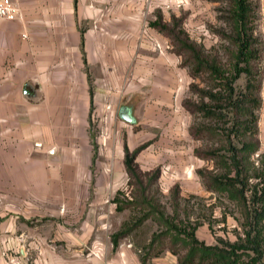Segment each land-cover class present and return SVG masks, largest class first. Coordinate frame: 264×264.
<instances>
[{"label":"crops","instance_id":"crops-1","mask_svg":"<svg viewBox=\"0 0 264 264\" xmlns=\"http://www.w3.org/2000/svg\"><path fill=\"white\" fill-rule=\"evenodd\" d=\"M19 5L20 18L0 17V264H101L80 251L101 245L96 213L128 180L125 136L131 150L151 140L141 164L167 156L170 183L191 174L192 78L150 24L161 0ZM131 246L105 264H142Z\"/></svg>","mask_w":264,"mask_h":264},{"label":"trees","instance_id":"trees-1","mask_svg":"<svg viewBox=\"0 0 264 264\" xmlns=\"http://www.w3.org/2000/svg\"><path fill=\"white\" fill-rule=\"evenodd\" d=\"M259 10V0H230L223 11L226 27L218 31L221 42L210 49L191 37L183 17L173 16L169 21L157 13L150 23L170 38L172 50L182 57L181 66L189 69L192 95L183 100V106L199 119L189 132L192 138L206 142L195 149V155L212 163L197 173L208 191L225 194L239 207L243 236L234 242L218 238L214 244L200 239L197 230L202 222L180 217L177 184L171 190L173 214H167L154 194L160 170L144 172L137 161L149 143L131 150L125 142L130 192L119 190L114 202L117 210L131 207L142 216L138 219L132 214L112 235V242L117 249L122 238L152 218L159 230L144 246L142 264L166 249L177 255L178 264H264V153L259 154L258 165L254 159L261 149L258 111L263 104L264 78Z\"/></svg>","mask_w":264,"mask_h":264},{"label":"rangeland","instance_id":"rangeland-1","mask_svg":"<svg viewBox=\"0 0 264 264\" xmlns=\"http://www.w3.org/2000/svg\"><path fill=\"white\" fill-rule=\"evenodd\" d=\"M229 1L230 0H161V10L156 11L155 16L157 13H162L164 18L169 21L173 16L183 17L184 27L187 29L191 37L198 42L204 43L205 46L210 49L212 46H218L221 42L220 37L218 36V31L221 30V28L226 27V23L223 21V11L229 5ZM259 1L260 10L257 20V29L264 42V20L261 22L262 0ZM161 34L164 35L163 33ZM165 37L169 39V44L172 48L173 45L170 38L167 36ZM159 44L161 45V43ZM156 47L158 50H162L163 48L162 46H159L158 43ZM177 56L180 59L181 65L182 57L179 55ZM186 69L189 72V69ZM189 86L184 99L192 95L190 93ZM261 95L263 104L258 111L261 149L259 153L254 155L257 165L259 164L258 161L261 158L259 157V154L264 153V78ZM184 110L191 117L189 126L190 131V127L197 123L199 119L189 113L185 108ZM124 140L127 142L126 136ZM146 142L150 144L151 140H145L143 143ZM205 144L206 142L192 138L191 174H189V172L181 174L180 178L176 179V182L173 184L170 183L171 176L168 177L167 175V168L172 163H170L167 156L164 155L163 157V153H149L144 159V163L141 164L138 162V164L141 170L144 172L155 171L156 169L160 170V176L154 185V194L158 199L161 208H163L167 214H173L171 190L177 184L179 185V189L181 191L180 217L184 219L188 216L191 221L196 220L202 222V225L199 226L197 231L199 238L204 240L207 244L216 243L218 238L234 242L239 236H243V229L241 225L243 216L236 203L231 201L225 194L208 191L202 182V179L198 175V168L206 166L212 167V163L198 158L195 155V149L202 148ZM162 145L167 144L164 143ZM184 145L188 146V143H181V146ZM128 180L124 185L119 187L112 195L109 196V202L103 204L102 209H99L98 213H96L97 217L94 220L96 232L93 237H95L101 245H99L97 248H93L91 245H87V247H81L82 251L80 252L86 256L91 253L93 256L99 259L101 264H105L106 258L111 257V255L115 254L114 250H117L113 247L112 235L121 229L123 223L126 220L132 219V214H136L137 216L134 217H138V219L142 216V214L134 212L131 207H128L123 211L117 210V204L114 202V198L116 197L119 190L125 191L127 195L129 194L130 191L129 188H127ZM124 196L125 195L122 194L121 198L126 201ZM108 205H113L114 212H109ZM44 220L47 222V224H49V227H56L58 222L60 223V221H58L56 218L51 217H48ZM84 220L85 218L81 219V226H83ZM35 223L36 222L34 221L33 224ZM158 230V224L152 218H148L140 227L135 229L133 233L122 238L120 244H131V250H133V252H135L140 259V254L144 253V246L149 244L152 234ZM72 251L74 250L69 252ZM64 252L67 253L68 251ZM159 258L161 261H158ZM174 259L176 260V264H178L177 255L173 254L171 251H169V249H166L159 256L152 257L148 264L152 262H155L156 264H175Z\"/></svg>","mask_w":264,"mask_h":264},{"label":"built area","instance_id":"built-area-1","mask_svg":"<svg viewBox=\"0 0 264 264\" xmlns=\"http://www.w3.org/2000/svg\"><path fill=\"white\" fill-rule=\"evenodd\" d=\"M0 17L7 20H15L20 18L21 8L19 5V0H0ZM158 45L161 46L159 43Z\"/></svg>","mask_w":264,"mask_h":264},{"label":"water","instance_id":"water-1","mask_svg":"<svg viewBox=\"0 0 264 264\" xmlns=\"http://www.w3.org/2000/svg\"><path fill=\"white\" fill-rule=\"evenodd\" d=\"M122 116L128 120H131L132 121V118H131V115L129 112H123L122 113Z\"/></svg>","mask_w":264,"mask_h":264}]
</instances>
